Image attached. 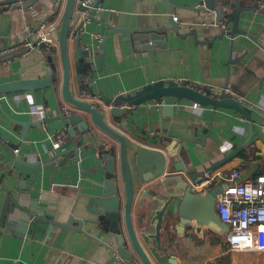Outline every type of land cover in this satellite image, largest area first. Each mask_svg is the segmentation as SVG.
Instances as JSON below:
<instances>
[{"label":"crops","instance_id":"1","mask_svg":"<svg viewBox=\"0 0 264 264\" xmlns=\"http://www.w3.org/2000/svg\"><path fill=\"white\" fill-rule=\"evenodd\" d=\"M27 1L0 0V52L14 53V57L4 55L0 58V82L18 78L15 74L20 69L23 77L37 76L35 72L38 71L43 73L47 55L43 44H37L28 52L21 46L22 34L26 32L25 35L35 42L39 24L56 22L64 0L59 5L51 0H39L24 7ZM172 2L177 4L174 16L180 24L181 35L169 31L165 48L160 47V41L156 48L144 50L135 48L132 35L115 32L103 21L114 27H141L150 19L169 24L170 15L164 8V2L102 1L104 6L116 11H105L100 20H91L81 32L82 41L92 46L96 55L98 36L106 41L105 64L102 71L98 69L95 73L94 90L102 89L106 96H113L134 92L161 79H184L195 87L214 92L226 90L244 104L264 111V0H240L241 6L252 5L254 9L242 10L238 26L245 33L234 37L230 34L233 26L230 19L225 18L220 26L213 23L215 11L204 13L197 10L202 0ZM190 30H196L198 39L188 33ZM223 32L226 34L222 38H215ZM250 34L257 35V41ZM206 39L213 41L205 42ZM95 65H99L97 56ZM44 99L46 111L51 115H56L66 105L59 90L54 94L49 88L45 98L42 90H38L35 98L29 99L34 104L35 119L44 114ZM20 100V97H5L0 104V208L8 195L21 205L31 203L36 206L40 193L49 190L58 194L64 203L59 221L67 220L74 205L73 214L77 218L83 217L84 198L76 202L75 199L79 192H87L89 181L81 175L80 167L89 170L95 163L87 157L86 150L80 152V164L69 158L64 165L56 163L35 172L32 179L13 167L9 159L15 152L13 144L17 145L16 154L29 159L36 156L45 158L54 151L55 134L64 128L61 121H55L49 129L45 124L41 128L31 126L28 135H23L22 122L29 118V111L27 102ZM163 103L160 105L152 100L135 107L124 116L125 126L119 128L130 136L137 132L142 136L151 134L156 139L165 137L169 142H176L182 161L190 168L202 170L209 167L242 145L248 136L246 119L233 109H214L173 97L166 98ZM251 114L256 131L252 142L214 172L229 174L237 169L242 177L264 173V124L260 125L263 119L255 112ZM226 183V179L217 177L198 188L209 192ZM141 191L138 190L136 201ZM50 202L45 212L49 211ZM20 219L18 216L17 223ZM181 230L173 225L170 227L174 242L171 249L180 264L262 263V256L257 251L231 250L225 232H216L205 226L200 231L194 227H188L184 232ZM115 254L95 238L88 224L84 225V231H79L49 224L45 220H31L23 235L0 227V264H122Z\"/></svg>","mask_w":264,"mask_h":264},{"label":"water","instance_id":"2","mask_svg":"<svg viewBox=\"0 0 264 264\" xmlns=\"http://www.w3.org/2000/svg\"><path fill=\"white\" fill-rule=\"evenodd\" d=\"M13 1L18 3L21 0ZM38 1L29 0L23 6H31ZM51 1L55 5L62 2ZM102 1L98 0L97 4ZM162 1L170 15L169 24L153 19L141 27H114L103 23L115 32L132 35L136 49L156 48L158 42H162L160 47L165 48L169 31L178 36L181 33L180 24L174 19L177 4L172 0ZM257 5L258 1L254 8ZM254 8L252 5L241 6L240 0H202L197 10L204 13L215 11L213 23L220 26L225 18L230 19L233 22L230 34L234 37L245 33L238 26L242 10ZM78 18L77 0H64L58 19L48 29L57 43L58 53L44 48L47 55L42 74L38 71L35 72L37 76L23 77L20 69L15 74L18 78L0 82V104H3L2 99L5 97H20L21 102H27L29 118L22 122L23 135H28L31 126L41 128L45 124L49 129L55 121H61L68 132V139L48 157L29 159L13 151L9 156L13 167L29 179L43 168L56 163L64 165L69 158H74L80 164L82 149L87 151V157L94 160L89 170L80 167L81 175H85L89 185L86 193L79 192L75 202L84 198V215L77 218L73 214L74 205L67 220L59 221L63 201L59 200L58 194L43 190L36 206L31 203L21 205L16 198L6 196L0 208V227L23 235L31 220H45L49 224L79 231H84V225L88 224L96 239L126 261L138 259L142 264H180L171 249L174 243L170 236L172 225L178 230L181 228V232L188 227L200 231L204 226L216 232L229 231V225L221 220L216 210V197L226 184L209 192H203L198 187L208 178L206 172H214L252 142L256 131L251 113L258 114L263 119L260 125H263L264 111L244 104L226 90L214 92L208 88L195 87L184 79H161L147 83L134 92L106 96L104 90H94L95 73L98 69L102 71L105 64L106 41L98 43L99 53L96 55V50L82 41L81 32L76 35L71 33ZM188 33L198 39L196 30ZM224 34H218L215 38L220 39ZM250 36L257 41V35ZM37 42L34 44L37 45ZM13 54L9 52L6 56L11 58ZM96 56L98 67L95 65ZM49 88L54 94L60 91L71 112L68 114L59 109L56 115H51L46 111L44 99V114L35 119L34 104L29 99L35 98L38 90H42L45 98ZM168 97L212 106L214 109H233L247 121L248 136L245 142L209 167L196 170L182 161L176 142H169L165 137L156 139L151 134L142 136L137 132L130 136L120 130L125 126L124 116L135 107L152 100L161 105ZM12 148L17 149V145L13 144ZM140 189L142 191L136 201ZM48 201H51L49 211L45 212ZM18 216H21L20 223H17Z\"/></svg>","mask_w":264,"mask_h":264},{"label":"built area","instance_id":"3","mask_svg":"<svg viewBox=\"0 0 264 264\" xmlns=\"http://www.w3.org/2000/svg\"><path fill=\"white\" fill-rule=\"evenodd\" d=\"M98 0H77L79 18L72 29V34L76 35L84 30L85 25L91 20H100L105 11L115 12L114 8L106 7ZM175 20H178L174 16ZM50 23L42 22L37 27V44L43 46L54 53L58 47L56 41L49 34ZM227 29L226 24L223 25ZM22 34L23 48L30 52L36 47L34 42L26 35ZM27 37V38H26ZM98 41H102V36H98ZM10 51H1L0 58ZM1 62V61H0ZM66 113L71 109L68 105L62 107ZM68 139L66 128L59 130L54 137V149H58ZM18 149H15L17 152ZM207 179L201 185L217 177L226 179L224 189L216 197V210L221 220L229 225L226 234L227 242L231 250L234 251H257L262 256L264 264V173L255 177H242L239 170H231L229 174L221 171L206 172ZM115 256L122 264H142L140 260L126 261L120 254Z\"/></svg>","mask_w":264,"mask_h":264},{"label":"rangeland","instance_id":"4","mask_svg":"<svg viewBox=\"0 0 264 264\" xmlns=\"http://www.w3.org/2000/svg\"><path fill=\"white\" fill-rule=\"evenodd\" d=\"M213 264H214V262H213Z\"/></svg>","mask_w":264,"mask_h":264},{"label":"trees","instance_id":"5","mask_svg":"<svg viewBox=\"0 0 264 264\" xmlns=\"http://www.w3.org/2000/svg\"><path fill=\"white\" fill-rule=\"evenodd\" d=\"M45 48V47H44Z\"/></svg>","mask_w":264,"mask_h":264}]
</instances>
